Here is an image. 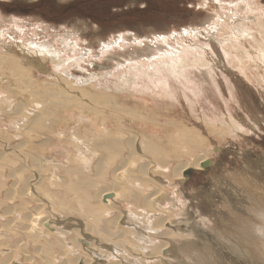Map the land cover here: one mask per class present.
<instances>
[{
  "label": "rangeland",
  "instance_id": "obj_1",
  "mask_svg": "<svg viewBox=\"0 0 264 264\" xmlns=\"http://www.w3.org/2000/svg\"><path fill=\"white\" fill-rule=\"evenodd\" d=\"M237 1L238 0H222L220 2L217 0H0V16L6 21L13 20V22L11 21L8 25L6 24L7 27L1 24L4 26L0 27V36H3V34H5L6 37L10 35L16 40H24L23 42L25 44L31 40L36 43L43 41L49 43L53 47H60L61 49H63L62 40L64 37H70L71 41L68 42L77 41L78 46L71 44L69 47H66V49H63L64 57L65 53H67L73 58L78 56L84 48H91L93 50L91 56H85L79 60L78 63L75 62L70 66L72 73L77 76H85L90 73V75L100 78L103 83L105 81V78H103L104 73L111 72V75H106L111 81L108 84L111 85V83L117 80L116 74H121L120 72L122 71L126 73L128 69L127 67H125V69L124 66L116 65L117 60L122 62L127 59L130 54L134 53L133 49L140 51L141 47L147 48V45L155 46L158 51L163 52L166 56H171L166 53L168 51L174 49L182 50V47H187L190 49L191 54L198 55V53H204L206 57L218 63V66H225L229 69L226 71L223 67H215L211 69L210 72L207 67H196L188 68L180 79L171 76L170 85L176 98H178L176 100L167 97L158 98V95L135 91L136 95L146 98L143 100L139 96H134V91H130L131 88L130 90L126 89L130 92L128 91L125 92L124 95L117 96L119 97L118 100L125 103V107L123 106L124 109L120 108L122 109L120 116H125L129 119V115L130 113L132 114V112H135V114H137V112L146 113L150 118L143 123L146 129H148V131L143 130L145 134L153 133L150 129H159L163 131V133L159 135L160 137H157L158 135H152L155 138L150 137L146 139L148 147L145 150L151 152L148 153V155L151 154L150 157L152 160L156 161L157 164L161 166H167V164H169V170L166 172L162 170L152 172L153 169L150 166L148 173H155L156 180L164 184L162 191L163 195L160 196V204L163 207L167 208L172 205V200L176 201V196H178L179 201L181 199V202L178 203L177 201L176 205L168 209L170 212L167 213L166 209L163 208L161 209V214L155 215L154 222L156 223L158 220L168 217L166 219L168 223L162 224L161 226L152 225V227L157 229H161L158 227H162V230H158L155 236L159 242L168 243V246L166 252H164L166 256L163 255L160 257V254H156L157 256L154 257V255L150 254L149 250L146 254L142 252V246L138 245L132 238L130 239L127 236L128 233L126 236H120L116 239L120 232L118 233L115 227L112 228L118 211L125 209L127 204L129 205L130 203L133 209L151 206V201L148 197L157 187H153L149 174V179H143L144 183H142L138 169L140 170L143 164L131 166L132 163H128V167H124L123 170H114L113 167L120 165L119 161L121 162L127 158V151L123 147L113 146L112 143H110L111 145L108 144L107 147L106 143L110 139L108 141L103 140L106 137L94 138L95 140L97 139L96 141L92 139L95 143L91 140L93 143L89 145V150L84 155L86 158H90L85 166L80 165L81 163L79 162H71L68 160L66 157L70 155L71 151L69 150V146L66 147L64 145L68 143L65 138L71 135L70 132L68 131L69 135L65 137H63V134L61 135V139H64V142L61 141L60 143L55 142L57 138H53L51 133L61 131L60 129L63 128L70 129L68 123H66L69 122V120L63 116V113L67 110L64 109L63 113L61 110L69 106V104H71L72 107L76 106L74 108L76 109L80 107L79 104L83 105L84 102H82V100L80 101L79 98V100L73 99V101L70 102L71 98H67L66 90L62 89L63 86L60 85L58 81L56 83V80H53L56 84H49L52 82H48L50 79L44 75L43 71L35 69L33 75L23 72L12 75L9 73L10 71H8L6 66L0 64V90L3 91L2 93L7 94L10 101L13 100V104L15 103V106H11V108L16 107L13 111H16L19 106L21 109L26 106L32 107L31 103L34 101L33 99L40 96V94L42 95L40 98L44 100L45 103H48L50 99L55 100V98H57V101H60L57 103L59 106L55 105V108L53 107V109H50L44 114L40 113V110L34 112L33 115H28V117L35 115L36 119L28 124L27 127H24L22 122L24 121L25 124L28 123L30 121L29 118L28 120H20V129L24 127V130L18 129L17 132L5 126L7 120L10 119L8 115L14 112L8 106V103L4 102L5 104H0V109L9 108L7 118L6 115L0 116V264H6L8 261L7 264H27V262H31L32 264H69L72 257L75 259V255H72L68 249L66 250L67 247L65 248L64 244H62L63 242L60 243V241L58 242L52 238L45 241L44 244L40 243V245H42V251L40 250L41 246H39L40 248H37L36 251L37 245L35 243H30L22 233L20 227L26 224V220L23 218L29 214L27 208L25 209L22 204H26V206L30 207L34 206L32 204L34 202L28 199L29 195H36V197L43 202L46 208H44L46 214L49 210L55 209L58 210L60 215L62 214V216H65L66 219H62L60 215H57V217L53 218L54 223H59L57 222L59 220H76L77 224L74 223V225H69L71 227L67 228H80V236L85 237L87 235V241H93L92 243L96 250H99L100 247H103L101 249L109 250L111 245L108 244L110 243L108 241H110V239H112L111 244L113 241L118 245H121V242L124 243L122 246H119L124 250H129V254L132 256H122L123 261H121V264H143L144 259L148 260L152 257L155 258V263L157 261L160 264H164L163 262H165V264H185V262L186 264H264V240L257 237L256 235H258V233L251 227V224L255 222L256 219L253 218V215L250 217L251 214H247L244 210V207L250 203L247 198L248 194L246 188L237 184L234 179L236 174L237 176L242 174L247 178L249 177L248 179L250 181H255L257 184L264 186V84L262 81L258 80L259 75L264 72V69L255 67L253 63H247L246 66L242 67L237 64V70L229 66L225 60L223 50L218 45L213 44L209 46L204 40L206 39L205 37L185 36L179 33L184 28L188 29L192 27L195 29L207 26V24H205L206 20H208L209 15L213 13L230 14L229 9L234 8L233 5ZM256 1L264 8V0ZM204 33H206L205 30ZM120 34L126 37L120 42V45L114 46L110 51L101 55L99 51L100 44L114 37H118ZM159 35H167V41L163 42L161 39H154V36L156 37ZM135 37L137 40L133 42L132 40L135 39ZM150 38L152 43L150 42ZM139 40L142 43H139ZM73 48L75 50H73ZM115 56L117 60L109 59ZM233 56L235 55L233 54ZM111 64L112 67H110ZM107 65L108 67L105 68ZM126 65L129 64L126 63ZM45 72H47L46 69ZM9 76L10 78L18 77V80H22L21 82H12L14 81L12 80L8 83L7 79H10ZM32 79L37 80V82L30 81ZM255 79L258 80L259 83ZM35 88L40 91H35ZM134 88H132V90H134ZM28 90L29 92L34 91L38 93V95L35 94L34 98H32L28 94ZM86 90L88 94L92 91H98V89L92 90L88 88H86ZM184 94L191 95V97L193 96V108L189 107V102L187 99L185 100ZM103 99L104 97H102L101 104H115V102L111 103L112 99L109 98H105L104 103H102ZM139 99L140 103L138 102ZM64 103L67 105L65 106ZM195 103L199 105L198 108ZM116 105L118 106V104L114 106ZM156 105H164L163 107L166 105L169 106L166 109L169 114H171V116H169L170 120L164 119L168 118L167 113H164L167 110L163 107L162 109L164 110H157L155 109ZM143 106L149 108L147 109ZM233 109L234 112L232 113ZM227 110H229L228 113H230L232 117H229V114L226 113ZM86 111H88V109ZM198 114H200V116ZM216 114L219 117V121H216V118L214 119ZM153 115L157 118L153 117ZM108 116L109 115H106L105 120L109 124H115L114 127L120 126L119 130L124 134V137L120 135L119 138L123 141L127 140V131L129 130L127 127V124H129L127 118H125V122L122 120L119 122L118 118L110 116V119L107 118ZM63 117L68 121L63 122ZM71 120L73 121L74 119ZM171 121L177 123L178 126L172 125ZM222 121L225 123L230 122V124L236 122L238 124L236 125L237 130L231 133L222 132V130H220L222 126L221 123H223ZM133 122L136 121L133 120ZM181 126H184L183 129L185 127L187 129L190 127L188 130L193 129L191 126L198 128L202 132V135L204 134L203 136L207 137L205 141L208 142L207 145L206 143H201V145V141L196 140V138L193 139V137L190 140L187 139L191 137L189 133L188 137L186 136L182 139L183 141L188 140L190 143L191 140L193 142L187 147V153L182 152V147L180 146L181 139L174 136L175 131H178L177 128L179 130L182 129ZM213 127L216 130L215 133L213 132ZM194 130L197 132L196 129ZM194 130H192L193 133ZM14 134L18 137H15ZM171 135L172 142L169 137ZM116 136L117 135H115V138ZM156 139L159 140L156 141ZM4 140L9 147L15 146L18 148L16 149L18 151L14 152L12 147H10V150L5 151L2 147ZM159 142L160 144H158ZM183 146L185 145L183 144ZM136 148L137 147H134V149ZM67 150L70 152H67ZM91 151L93 152L92 156ZM16 152H19V154ZM205 152L209 155L208 162L206 161L207 165L205 164V166L200 168L189 165V167L184 170V174L182 173L183 176L180 179L172 176L173 172L171 167H175V163L183 166L186 159L192 160ZM20 153H23L22 156L25 155L21 157ZM156 157L159 161L156 160ZM46 160L59 161L61 163L65 162L66 164L68 162L71 163L68 164L69 167L62 163L60 166H55L53 170L51 166L47 164ZM110 160L114 165H110L111 167H104L102 161L109 162ZM210 161L212 162L211 164H209ZM82 163L84 162L82 161ZM188 169H190V172L185 174ZM32 171L37 172L38 177L33 176L34 173L32 174ZM53 171H55V173H53ZM115 171L117 172L116 174L114 173L115 178H113L112 173ZM36 178L39 180L35 184L39 187L37 188L36 186L34 190L28 189L29 191L26 193L27 184L30 181H35ZM98 178H101L99 183H97L98 181L96 183L93 182L96 179L98 180ZM103 188L111 189L107 192L113 193L116 197L118 196L116 199L107 198L106 201H109L110 205L112 204V206L115 207L113 210L109 208L111 213L108 216L102 215V212H106L108 208L96 201L98 199L97 196H100L102 199L103 195L106 194L103 192L98 194ZM141 188H143L141 192L145 191L144 194H146L144 199L143 196L141 198L136 197V194L137 196L140 195L137 191H140ZM18 192L20 193L18 194ZM169 193L171 195H169ZM136 199L138 201H136ZM157 200L159 199L157 198ZM149 201L150 205L147 206L146 203L149 204ZM13 216L16 217L15 220ZM107 217L108 220H106ZM246 218H252V220L250 219L251 221H249ZM97 219L100 220L99 223ZM122 219L125 220L121 217L118 220L119 224H116L117 226L122 225L125 227ZM10 221H12V223ZM106 221L109 222V225L110 223L112 224L110 225L112 226V231L109 230V226L107 227L108 231H106L104 225ZM177 226L180 232L174 235L165 234V231L168 229L173 232L177 231ZM182 228H187L188 230L184 231ZM249 228L252 229V231H250ZM110 233H112V235ZM144 233L145 235H149L148 229H145ZM151 235L150 233L149 236ZM173 236L175 238H173ZM72 237L73 234H68L60 238L69 243ZM122 237L124 238L120 241ZM75 238H78L77 234L74 239ZM77 241L80 240L77 239ZM178 245L181 247L179 246V248ZM124 246H126V249ZM60 250H63V252H59ZM131 251L133 254H131ZM24 252H28L27 255H30V258H28L29 260L25 259L26 253L24 254ZM182 254H184V256H182ZM54 255H57L59 261L54 258ZM133 255L134 257L135 255L139 256L140 260H135ZM187 257L190 259H187ZM49 258L51 260H49ZM44 259H46V263ZM77 264H80V262H77ZM95 264L99 263L96 262Z\"/></svg>",
  "mask_w": 264,
  "mask_h": 264
},
{
  "label": "bare ground",
  "instance_id": "obj_2",
  "mask_svg": "<svg viewBox=\"0 0 264 264\" xmlns=\"http://www.w3.org/2000/svg\"><path fill=\"white\" fill-rule=\"evenodd\" d=\"M217 1L220 2L222 0H217ZM233 6H234V8L229 9L230 14L229 13L220 14V13L216 12V13H213L212 15H209V18H208V20H206V23L204 22L205 24H207V26L195 28V29L192 27L188 28V29L184 28L179 33L184 34L185 36L192 35V36H197V37L198 36L205 37L206 39H204V40L209 46H212L213 44L218 45L223 50L225 60L229 64L230 67L236 68L237 64L240 67H242V66H246L247 63H253L255 65V67H258L260 69L261 68L264 69V8L261 4H258L256 0H238L237 2L234 3ZM11 21L13 22V20H11ZM11 21H9V20L6 21V20H4L3 17L0 16V27H3L4 25L7 27V25ZM1 24H4V25H1ZM204 30L206 31V33H204ZM124 38H126V37H123V35L120 34L118 37H114L110 40H107L106 42L101 43L99 46V51L101 52V55H104L105 52L110 51V49L114 48V46H119L120 42L123 41ZM154 39H161L163 42H166L167 41V35L166 36L165 35H159L156 37L154 36ZM135 40H137L136 37L132 41L136 42ZM23 41L24 40H21V41L16 40L13 37H11L10 35H8L7 37L5 36V34H3V36H0V64L6 66V68H8V71H10L9 73H11L12 75L18 74L20 72L30 73L33 75V73L35 72V69L43 71L44 75H46L50 79L48 82H52L49 84H56L58 81V83L63 86L62 89L66 90L67 98L68 99L71 98L70 102H72L73 99L75 100L78 98L80 99V101L82 100V102H84L83 105L79 104L80 107H77L76 109H74L76 106L72 107V105L69 104V106H67V107L63 108V110H61L62 113H63L64 109L67 110L66 112L63 113V116H65L69 120V122H66V123H68V127H70V129L63 128V129H60L61 131L51 133L53 138H57V140L55 142L60 143L61 141L64 140V139L63 140L61 139L62 138L61 135L63 134V137H65L66 135H69V132H70L71 135L68 136V138H65L68 141V143L65 144L64 146H66V147L69 146V150L71 151V153L66 158L68 160H70L71 162H73V161L79 162V163H81L80 165L85 166V164H87V162L89 161L90 158L88 159L84 155L89 150L88 149L89 145L94 142L93 141V140H95L94 138L98 139V138L106 137L103 140L108 141L110 139L106 143L107 147H108V144L112 143L113 146L116 145V147H123L127 151V158L122 160L121 162L119 161L120 165L119 166L116 165L115 167H113L114 170H117V171L123 170L124 167H128V163H132L131 166H137V165L143 164V167L140 170L138 169V171L140 172V175H141L140 179L142 180V183H144L143 179L148 178V174H149V176H150L149 178H151V182H152L153 187H155V186L157 187L156 190L153 193H151V195H149V197H148L151 201L150 207H146V208L142 207V208L133 209L130 206V203H129V205L127 204L125 209L118 211L116 217L114 216L115 222H114L113 227L110 226V225H112L111 223L109 225V222L106 221V223L104 224L106 231H108V228H107L108 226L110 228L109 229L110 231H112V228L115 227L118 230V233L120 232L119 236H117V234H116V236H117L116 239L119 238L120 236H126V234L128 233L127 236L130 239L132 238L133 241H136V243L138 245L142 246L141 247L142 252H144L145 254L149 250L150 254L154 255V257L157 256L156 254H158V255L160 254V257L163 255L166 256L164 252H166V250H167L168 243H164L161 241H160L161 242L160 243L158 241L157 237L155 236L158 233V230H162V227H158L161 229H157V228L152 227V225L161 226L162 224L168 223L166 220L168 217H165V218L158 220L157 223L154 222L155 215L161 214L162 213L161 209L165 208L160 204V201H161L160 196L163 195L162 191H163L164 184L157 181L155 178V175H154L155 173H152V172H155L156 170H162L163 172H166L167 170H169L168 168L170 165L167 164V166H161V165L157 164V162L152 160V158L150 157L151 154L148 155V153H151V152L145 150L148 147L146 144V139L153 137L152 135H155V136L158 135L157 137H160L159 135L161 133H163V131L159 130V129H150V131H153V133H146L145 134V132L143 130L148 131V129H146V127L144 126L143 123L150 118V116H147L146 113L137 112V114H135V112H132V114L130 113V115H129V119L125 116H120V112L122 113V109H120V108L124 109L125 103H122L120 100H118L119 97H117V96L124 95V93L128 92L131 88L130 91H134L133 93L135 94V95L134 94H132V95H134L136 97L139 95H136L135 91L136 92L139 91V92H146V93L152 94V95H158V98L167 97V98H171V99L176 100L178 98H176V95L172 91V88L170 85L171 76H174V77H177L180 79L185 74V72L188 68L207 67L211 72V69H214L215 67H217V68L223 67V69L226 71L229 70L228 67L218 66L217 65L218 63H216L215 61L213 62L212 59L206 57L204 53H198V55L191 54L190 49L187 47H182V50L174 49L172 51H168L166 53L168 55H171V56H166L163 52L158 51V49L155 46L147 45V48L141 47L140 51L133 49L134 53L130 54L129 57L122 62L117 60L116 56L109 58V59H116L117 60L116 65L124 66V68L125 67L128 68L126 70V73H125V71H122V72H120L121 74H118V75L116 74L117 80L114 81L113 83H111V85H109L108 83H110L111 81H110V79H108V77L106 75L110 74L111 72L104 73L103 78H105L104 79L105 81L103 83H102L100 78H98L97 76H92V75H90V73H88V75H85V76H82V75L77 76L74 73H72V71L70 70V66H72V64L75 62L78 63V61L81 60L85 56H88V55L91 56V53L93 50L89 47L88 48L86 47L80 52V54L78 56H75L72 58V56H69L67 53H65V57H64V54H63L64 50L63 49H66V47H69L71 44H75L76 46H78L77 41L68 42V41H71L70 37H64V39L62 40L63 49H61L60 47H53L49 43L43 42V41L36 43V42H33L31 40V41L27 42L26 44ZM150 42L152 43L151 38H150ZM139 43H142V42L139 40ZM130 45H131V43H130ZM200 48H201V46H200ZM73 50H75V49L73 48ZM187 53H189V54H187ZM233 54L235 56H233ZM126 63H128L129 65H126ZM107 67H108V65L105 68H107ZM110 67H112V64ZM45 69L47 70V72H45ZM103 69H104V67H103ZM116 70H117V68H116ZM258 74H259V72H258ZM2 76H4V75H2ZM114 76H115V74H114ZM9 78H10V76H9ZM17 78L18 77L7 79V82L10 83L12 80H14L12 82H16V81L21 82L22 79L18 80ZM53 80H56V83L53 82ZM258 80L262 81V83L264 84V72L259 75ZM258 80H256V81H258ZM30 81L37 82V80H34V79H32ZM258 83H259V81H258ZM16 84H15V86H16ZM256 85H258V84H256ZM22 87H23V85H22ZM86 88L92 89V90L98 89V91L97 92L92 91L91 93L88 94ZM132 88H134V90H132ZM136 88H139V89H136ZM15 89H16V87H15ZM126 89H129V90L127 91ZM37 90H39V89L35 88V91H37ZM2 92L3 91L0 90V104L4 103V102L8 103L9 104L8 106L11 108V106H13L15 103L13 104L12 103L13 100L10 101V99L7 97V94H4ZM28 92H29V90H28ZM32 92L28 93L32 98H34L35 94L38 95V93H36L34 91H32ZM69 94H70V97H69ZM192 95H193V93H192ZM184 96H185V100L187 99L189 102V107H192V105L194 104L193 96L191 97V95H188V94H184ZM40 97H42L41 94L37 98L33 99L34 101L31 103L32 107L26 106L25 108L22 107V109H21V107L19 106L20 109L18 108L16 111H13V110H15L14 108H16V107H14V108L12 107L11 109L14 113L8 115V117L10 119L8 118L9 120H7V122L5 124L6 128H9V129L17 132L18 129H20V126H19L20 120L21 121L23 119L28 120V118H29L30 121L29 122L27 121L28 123L25 124L24 121H23L24 123L22 122L24 127H27L28 124H30L34 119H36L35 115L29 116V117H28V115H31V114L33 115L34 112H38L40 110H41L40 113L44 114V113L48 112L50 109H53V107L55 105H58L57 103L60 102V101L56 100L57 98H55V100H51L49 98L50 101L48 100L49 102L45 103L44 100H42ZM102 97H104L102 103H104L105 98H109V99H112L111 103L115 102V104H118V106L117 105L114 106L115 104H112V105L101 104ZM139 97L142 98L143 100L146 99L145 97H141V96H139ZM45 98H46V96H45ZM139 101H140V99L138 100V102ZM143 103H141V104H143ZM224 103H225V101H224ZM64 105L66 106L67 104L64 103ZM168 105H166L165 107H163L164 105L163 106H157L156 105L155 109L167 110L166 108L169 107ZM16 106H17V104H16ZM177 106H178V104H177ZM198 106L199 105H197V108H198ZM143 107H146L147 109L149 108L147 106H143ZM162 107L164 109H162ZM8 109L1 108L0 109V116L6 115V118H7ZM77 109H80V110H77ZM87 109H88V111H86ZM183 110H184V108H183ZM195 111H197V110H195ZM198 111H199V109H198ZM228 111L229 110H227L226 113H228ZM200 112H201V110H200ZM233 112H234V109H233L232 113ZM164 113H167V117H168V118H164V119L170 120L169 116H171V114H169L168 110L165 111ZM228 114H229V117H232V116H230V113H228ZM106 115H109L107 118H110V119H111L110 116H112L113 118H118L119 122H120V120L125 122L126 121L125 118H127L128 123H129V124H127V127L129 128V130L127 131V136L129 139V140L127 139L128 141L127 140L123 141L122 139L119 138L120 135L122 137H124V134L122 132H120V130H119L120 126L114 127L115 124H109L105 120ZM198 115L200 116V114H198ZM231 115H233V114H231ZM65 117H63V122L68 121V120H66ZM153 117H155V115H153ZM155 118H157V117H155ZM215 118H216V121H219V117L217 114L215 115L214 119ZM71 119H74V120L72 121ZM179 119H180V117H179ZM133 120H135L136 122H133ZM70 121H72V122H70ZM171 124L178 126V124L173 122V121H171ZM210 125H212V124H210ZM221 125L222 126L220 127V130H222V132L231 133V132H234L237 130L236 125H238V124L236 122L231 123V124H230V122L229 123L223 122V123H221ZM224 125H226V126H224ZM183 127L180 130L177 128V130L179 132L175 131V133H174L175 135L172 133L175 137H179L181 139L180 146L182 147L181 148L182 152L187 153V150H188L187 147L190 146V144L193 142L191 140V143H190V141H188V140L183 141V139H182L183 137H186V136L188 137L189 133H190L191 137H189L187 139L190 140L193 137V139L196 138V140H200L201 141L200 144L206 143V145H207L208 142H205L207 137L203 136L204 134L202 135V132L198 128L191 126L193 128L192 130L196 129V131H197V132H195V130H194V133H196V134H194L192 130H188L190 127L188 129L186 127L183 129ZM214 127H213V130H214L213 132L215 133L216 130ZM23 128H21V129H23ZM23 134H24V131H23ZM82 135H83V137H82ZM115 135H117L116 138H115ZM214 135H216V134H214ZM14 136L18 137L16 134H14ZM223 136H225V135H223ZM169 137L171 138L172 135ZM153 138H155V137H153ZM158 140L159 139H156V141H158ZM170 140L172 142V138ZM48 143H50V142H48ZM196 143H197V141H196ZM158 144H160V142ZM183 144L186 147L183 146ZM200 144H199V146H200ZM170 145H172V144L170 143ZM2 147L4 148L5 151H8V150H10V147H12V146L9 147V145H7V142L4 140L2 143ZM66 147H64V148H66ZM134 147H137L136 148L137 150L134 149ZM172 147H173V145H172ZM203 147H205V146H203ZM53 148H55V147H53ZM196 148H198V147H196ZM12 149L14 150V152L18 151V150H16L18 148H16L15 146L12 147ZM159 152H160V149H159ZM16 153L19 154V152H16ZM22 154H21V157H23L25 155L24 154L22 156ZM92 155H93V152L91 151V156ZM208 158H209V155L205 152L201 156H198L192 160L186 159V161L183 163V166L175 163V167H171L172 172H173L172 176L174 178L180 179L184 174L183 173L184 170L187 167H189V165L193 166L195 168H200L202 166H205V164L207 165L206 161L208 160ZM156 160H158L157 157H156ZM46 161H47V164L49 166H51V168L53 170H54L55 166L61 165V162H59V161H51V160H46ZM82 161L84 163H82ZM56 162H58V163H56ZM71 162H68V163H71ZM62 163H65V162H62ZM102 163L104 164V167H108V166L111 167L110 165H114L111 160L109 162L102 161ZM211 163L212 162L210 161L209 164H211ZM179 164H182V163H179ZM150 166L153 169V171L148 173ZM117 171L112 173L113 178H115L114 173L116 174ZM162 171H161V173H162ZM53 173H55V171H53ZM53 173H52V175H53ZM32 174H33V176L38 177L37 172L32 171ZM109 175H110V173H109ZM234 177H235L234 178L235 182L237 184H240V186H243L246 188V191L248 194L247 198H248L250 203H249V205H246V207H244V210L247 212V214H249V215L251 214L250 217H252V215H253V218L256 219L255 220L256 223L253 222L251 224V227H252V229H254V231L256 233H258V235H256V236L259 238H262L264 240V186L257 184V182H255V181L254 182L250 181L248 179L249 177L247 178L246 176H244L242 174L240 176H237V174H236ZM38 180L39 179L36 178L35 181H33V182L30 181L27 184L26 193L29 190H34L36 186H37V188L39 187L38 185L35 184L38 182ZM99 180H101V178H98V180H97L98 182L97 181L96 182L99 183ZM110 188H111V186H110ZM109 190H111V189L103 188L99 191L98 194H100L102 192L108 193L107 191H109ZM142 190H143V188H141L140 191H137L138 194H140V195L137 196V194H136V197L141 198L143 196V199L145 198V195H146V194H144L145 191L141 192ZM242 190H244V189H242ZM17 191H19V190H17ZM41 191H42V189H41ZM19 193L20 192H18V194ZM141 194H143V195H141ZM169 195H171V194L169 193ZM117 197H114V199H116ZM97 198L99 200L97 199L96 201L99 204H102L108 208V210L106 212H104V213L102 212V215L104 214L105 216H108L111 213V210H113V208H115V207L112 206V204L110 205L109 201L102 202V199L100 198V196H97ZM157 198L159 200H157ZM28 199L30 201L34 202V203H32L34 206L30 207V206H26V204L25 205L22 204L25 207V209L27 208V211H29V214H28V216L23 218L26 220V224L23 225L22 227H20V229H21L22 233L26 236V238L29 240L30 243H35L37 245L36 251H37V248L38 249L40 248L39 246H41L40 250L42 249V245H40V243L44 244L45 241H48L50 238H52V239L57 240L58 242L60 241V243L63 242L62 244H64L65 248L67 247L66 250L68 249L72 255H75L74 256L75 259L72 257V259H70L69 264H77V262H80V264H95L96 262H98L99 264H121V261H123L122 256L123 257H124V255H127L128 257L132 256V255L130 256V254H129L130 251L125 248L126 246H124V248L126 250H124L123 248L120 247L124 243L121 242V245L119 244L120 245L119 246L117 243H115L113 241L111 244L112 239H110V241H108L110 243H108L106 241L109 245H111L109 247L110 248L109 250L108 249H101L103 247H100L99 250H96L93 243H92L93 241H87L88 239L86 238V236H87L86 233H85V235H86L85 237L80 236V234H79V231L81 230L80 228H76V227L71 228V229L70 228H63L62 225L59 224L60 221H57V222H59L58 224L54 223L53 218L57 217V215H60V213H58V210L52 209L51 211L49 210L46 214V212L44 210L45 206H44L43 202L40 201V199H38L36 197V195L35 196L29 195ZM95 199H96V197H95ZM175 200L176 201L172 200V202H173L172 205L165 208L167 213L170 212V210H168V209L170 207H172L173 205H176L177 201H178V203L181 202V199L179 201L178 196L175 197ZM136 201H138V200L136 199ZM150 201H149V204L146 203L147 206L150 205ZM134 206H135V204H134ZM46 207H47V204H46ZM90 211H91V209H90ZM92 211H93V209H92ZM26 212H25V214H26ZM11 216H12V214H11ZM14 216H13V218L15 220L16 217H14ZM98 217H101V216H98ZM121 217H123L126 220L125 221L122 219V221H124L123 225H125V227H123L122 225H119V226L116 225L119 222L118 220ZM60 218L66 219L65 216H62V214L60 215ZM91 219H93V218H91ZM246 219L249 221L252 220V218H250L251 220L249 218H246ZM254 219H253V221H254ZM67 220H69V219H67ZM100 220H101V218H100ZM100 220L97 219L98 223L100 222ZM106 220H108V217ZM10 222L12 223V221H10ZM103 223H104V221H103ZM169 223H171V222H169ZM176 228H177V231H174V232L170 229L165 231V228H164L165 234L174 235V234L180 232V230L178 231V226ZM100 229H102V228H100ZM145 229H148L149 235H150V233L152 235L151 236H149L147 234L145 235V233H144ZM252 229H250V231H252ZM183 230L185 231L188 229L186 228ZM103 231H104V228H103ZM186 232H188V231H186ZM252 233H254V232H252ZM68 234H71V235L73 234L72 240L69 241V243H68V241L60 238V237L66 236ZM76 234L78 235L77 239H79L80 241H77L76 238L74 239ZM110 234L112 235V233H110ZM48 236H49V238H48ZM123 238L124 237L120 238V241ZM173 238H175V237L173 236ZM117 241H119V240H117ZM20 242H18V243H20ZM186 243H187V241H186ZM169 244H170V242H169ZM181 244H184V243H181ZM68 245H70V246H68ZM16 246H18V245H16ZM106 246H107V244H106ZM128 246H129V244H128ZM131 246H132V244H131ZM179 246L180 245H178V247ZM176 247H177V245H176ZM63 250H64V248H63ZM63 250H60L59 252H63ZM178 252L180 253V250ZM24 254L26 257V258L24 257L25 259L30 258V255L29 256L27 255L28 252H24ZM131 254H133L132 251H131ZM145 254H143V255H145ZM50 255H51V253H50ZM50 255H49V257H50ZM182 256H184V254H182ZM133 257H134V255H133ZM154 257H152L148 260L144 259L143 264H154L155 263ZM9 258H11V257H9ZM54 258L58 260L57 255ZM141 258H142V256H141ZM31 259H32V257H31ZM134 259L138 261V260H140V257L135 255ZM187 259H190V258L187 257ZM44 260H45L44 262L46 263V259H44ZM49 260H51V259L49 258ZM57 260H56V262H57ZM183 260L185 261L184 258H183ZM25 261H27V260H25ZM148 261H150V262H148ZM161 261H162V259H161ZM8 262H6V264ZM140 262H142V261H140ZM173 262H174V260H173ZM163 263L165 264V262H163ZM1 264H5V263H1ZM27 264H32V263L27 262ZM155 264H160V263L156 261ZM185 264H186V262H185Z\"/></svg>",
  "mask_w": 264,
  "mask_h": 264
},
{
  "label": "water",
  "instance_id": "obj_3",
  "mask_svg": "<svg viewBox=\"0 0 264 264\" xmlns=\"http://www.w3.org/2000/svg\"><path fill=\"white\" fill-rule=\"evenodd\" d=\"M190 172V169H188V170H186V172H185V174H188ZM114 194L113 193H106V194H104L103 195V197H102V201H106L107 200V198L108 197H110L109 199H112V198H114ZM116 197V196H115ZM60 221V220H59ZM74 223H76L77 224V222H76V220H72V219H70V220H66V221H60V223L59 224H61L64 228L66 227H71V226H69V225H74ZM58 224V223H57Z\"/></svg>",
  "mask_w": 264,
  "mask_h": 264
},
{
  "label": "crops",
  "instance_id": "obj_4",
  "mask_svg": "<svg viewBox=\"0 0 264 264\" xmlns=\"http://www.w3.org/2000/svg\"><path fill=\"white\" fill-rule=\"evenodd\" d=\"M67 152H70V151L67 150ZM67 152H66V153H67ZM64 153H65V152H64ZM61 164H62V163H61ZM64 164H65V166H68V164H70V163H68V164L64 163ZM64 164H63V165H64ZM68 167H69V166H68ZM92 180H93V178H92ZM96 181H97V179H96L95 181H93V182H96Z\"/></svg>",
  "mask_w": 264,
  "mask_h": 264
}]
</instances>
